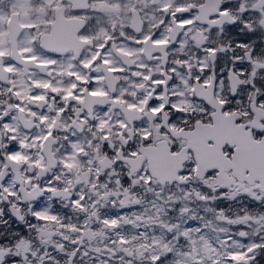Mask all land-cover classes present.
<instances>
[{
	"label": "snow or ice",
	"instance_id": "6c2138e0",
	"mask_svg": "<svg viewBox=\"0 0 264 264\" xmlns=\"http://www.w3.org/2000/svg\"><path fill=\"white\" fill-rule=\"evenodd\" d=\"M0 264H264V0H0Z\"/></svg>",
	"mask_w": 264,
	"mask_h": 264
},
{
	"label": "flooded vegetation",
	"instance_id": "af4514ba",
	"mask_svg": "<svg viewBox=\"0 0 264 264\" xmlns=\"http://www.w3.org/2000/svg\"><path fill=\"white\" fill-rule=\"evenodd\" d=\"M22 14H23L22 12H19V11L14 9L12 12V19L15 20L17 18V16L22 15Z\"/></svg>",
	"mask_w": 264,
	"mask_h": 264
}]
</instances>
